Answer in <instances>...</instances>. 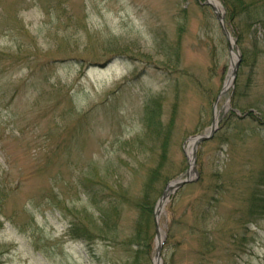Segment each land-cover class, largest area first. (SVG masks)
Wrapping results in <instances>:
<instances>
[{"label": "rangeland", "instance_id": "1", "mask_svg": "<svg viewBox=\"0 0 264 264\" xmlns=\"http://www.w3.org/2000/svg\"><path fill=\"white\" fill-rule=\"evenodd\" d=\"M252 3L227 25L238 68L214 107L233 51L204 0H0V264H124L112 240L137 209L116 202L120 238L91 242L71 238V210L101 228L94 178L139 197L164 148L170 177L150 200L194 170L143 264H264V124L247 114L264 120V0ZM252 195L260 211L244 229Z\"/></svg>", "mask_w": 264, "mask_h": 264}, {"label": "trees", "instance_id": "2", "mask_svg": "<svg viewBox=\"0 0 264 264\" xmlns=\"http://www.w3.org/2000/svg\"><path fill=\"white\" fill-rule=\"evenodd\" d=\"M221 1L225 8V21L229 26H231L230 23L233 22V20L239 15L240 12L244 13L249 7H253V3H252L253 0H249V1L221 0ZM228 113L230 112L225 111V113L223 112L221 113V115L219 116L220 125H223L225 121L230 118L228 116L229 115ZM251 113H252L251 110L248 111L247 112V114H249L248 116L252 117L251 118L252 120L254 119L255 121H257L259 123V127H261V124H264V120L262 121L261 118H259L258 116H253L251 115ZM84 115L85 112L82 113L81 116ZM169 130L170 129L168 128V132ZM165 137H166V133L164 134L163 139ZM168 137L169 135L167 136V138L164 139L163 141L164 144L167 143ZM164 150L163 152L160 153L162 161L158 162L155 165H149L147 168L145 167L144 172L145 173L147 172L146 179L145 180L143 179L142 181V185H141L142 193L139 197L128 196L126 193L116 194V192H114L109 194L107 192V189L109 188L107 187L104 180L99 176L95 177L94 181L100 184V188L96 190L97 192H99V197L98 198L96 197L95 192L90 187H89L90 190L89 192H90L91 200L93 201V203L97 205V209L99 210V214L101 217L100 222L102 227L97 229L92 225L91 222L94 221V219H91L92 217L90 216L92 212L90 214L85 212L84 218H80L73 212V210H71L73 219L70 222L69 230H68L71 238L82 237L88 240L89 242L93 241L95 238H101V239L103 238L108 240H112V238L114 239L120 238L118 235V231L116 229V225L121 215L118 213L116 202H119V200H123L124 203L134 206L137 209L138 215L134 219V224L131 233L129 235H126L127 238L126 237L122 238L123 240L121 241H116V240H112V241L120 245L121 249L125 252L126 259L124 261V264L125 263L143 264L145 261L149 260L151 256V248L153 241L152 240L153 238L152 228L154 225L153 208L155 205V198L150 200L152 196V190L154 188V185L159 183L158 178L160 179L162 178L163 182L161 183L163 186L164 183L170 177L167 174H165L163 170L164 161L166 159L165 158L166 154ZM217 187L213 189L215 190ZM113 196H115L114 199L112 198ZM212 198L215 197L212 196ZM107 207L109 208V210H107ZM259 211L260 208L257 202V197L252 195L249 201L248 214L243 215L244 229L247 228L248 221L252 220L255 216H257ZM244 232L245 231H243V238H244Z\"/></svg>", "mask_w": 264, "mask_h": 264}, {"label": "water", "instance_id": "3", "mask_svg": "<svg viewBox=\"0 0 264 264\" xmlns=\"http://www.w3.org/2000/svg\"><path fill=\"white\" fill-rule=\"evenodd\" d=\"M208 3L211 5L212 9L215 11L216 16H217V18H218V20L220 22L221 28H222L224 34L226 35V37L228 39L229 49L232 51L233 50V45L231 43V34H230V31L228 30L227 26L225 25L224 15H223V13L219 12L217 10V8L213 4H211L210 2H208ZM238 60L239 59H237V61L234 62V66H233V77L236 74ZM215 122H216V118L214 116L213 119H212V127L210 129V132L208 134H200V135H196L194 137V149H195L196 144L199 141H201V140H203V139H205V138H207V137H209V136H211L213 134V131L216 128ZM194 152H195V150H194ZM188 179H189V173H187V175H186V177L184 179H177V180H175L173 185L170 186L169 184H167L163 188L162 193H161L160 197L157 200V204H156V207H155V210H154L155 226H156V237H157V247H156V255L157 256H159V254H160V248H161V243H162V240L160 238L159 224H158V214H159V211H160V207L163 205V202L166 199V197L169 195V193L172 190H174L176 187H178L179 185H181L184 181L188 180Z\"/></svg>", "mask_w": 264, "mask_h": 264}, {"label": "bare ground", "instance_id": "4", "mask_svg": "<svg viewBox=\"0 0 264 264\" xmlns=\"http://www.w3.org/2000/svg\"><path fill=\"white\" fill-rule=\"evenodd\" d=\"M208 2H210L211 4H213L218 11H221V8H220V3L218 0H207ZM236 53H233L232 54V66H231V70L229 72V75L228 77L226 78L225 80V83H224V87H228L230 84H231V80H232V69H233V65H234V62H235V59H236Z\"/></svg>", "mask_w": 264, "mask_h": 264}]
</instances>
